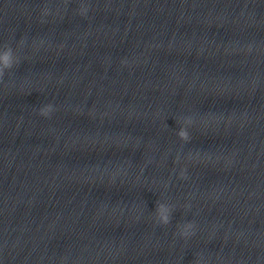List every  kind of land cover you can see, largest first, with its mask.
I'll use <instances>...</instances> for the list:
<instances>
[{"label": "water", "instance_id": "95a60500", "mask_svg": "<svg viewBox=\"0 0 264 264\" xmlns=\"http://www.w3.org/2000/svg\"><path fill=\"white\" fill-rule=\"evenodd\" d=\"M0 83L151 264H264V0H0Z\"/></svg>", "mask_w": 264, "mask_h": 264}, {"label": "clouds", "instance_id": "9594fccd", "mask_svg": "<svg viewBox=\"0 0 264 264\" xmlns=\"http://www.w3.org/2000/svg\"><path fill=\"white\" fill-rule=\"evenodd\" d=\"M6 66H8V65H7V62H6ZM44 114H46V113L44 112ZM181 135L183 136V135H185V134H184V133H181Z\"/></svg>", "mask_w": 264, "mask_h": 264}]
</instances>
